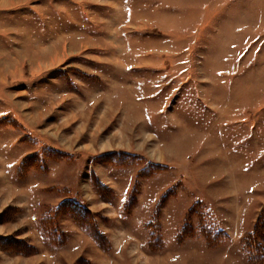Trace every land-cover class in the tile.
<instances>
[{"label": "rangeland", "instance_id": "1", "mask_svg": "<svg viewBox=\"0 0 264 264\" xmlns=\"http://www.w3.org/2000/svg\"><path fill=\"white\" fill-rule=\"evenodd\" d=\"M244 255L264 264V0H0V264Z\"/></svg>", "mask_w": 264, "mask_h": 264}, {"label": "trees", "instance_id": "2", "mask_svg": "<svg viewBox=\"0 0 264 264\" xmlns=\"http://www.w3.org/2000/svg\"><path fill=\"white\" fill-rule=\"evenodd\" d=\"M83 214H86V210H85V209H83ZM95 229H96V228H95ZM92 234L94 235L96 241H98V242H101V240H106V239L104 238V235H103L98 229H96L95 233H92ZM249 251H250V250H249ZM255 252H256V251H255Z\"/></svg>", "mask_w": 264, "mask_h": 264}, {"label": "crops", "instance_id": "3", "mask_svg": "<svg viewBox=\"0 0 264 264\" xmlns=\"http://www.w3.org/2000/svg\"><path fill=\"white\" fill-rule=\"evenodd\" d=\"M244 254V253H243ZM244 257H245V255H244ZM245 260H247V258L245 257V259L243 260L244 261V263L246 264L247 263V261H245Z\"/></svg>", "mask_w": 264, "mask_h": 264}]
</instances>
